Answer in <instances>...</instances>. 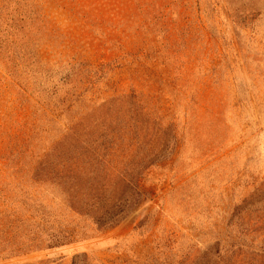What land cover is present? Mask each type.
Returning a JSON list of instances; mask_svg holds the SVG:
<instances>
[{"label": "rangeland", "instance_id": "rangeland-1", "mask_svg": "<svg viewBox=\"0 0 264 264\" xmlns=\"http://www.w3.org/2000/svg\"><path fill=\"white\" fill-rule=\"evenodd\" d=\"M0 264H264V0H0Z\"/></svg>", "mask_w": 264, "mask_h": 264}, {"label": "trees", "instance_id": "trees-1", "mask_svg": "<svg viewBox=\"0 0 264 264\" xmlns=\"http://www.w3.org/2000/svg\"><path fill=\"white\" fill-rule=\"evenodd\" d=\"M139 178H136L132 181V184H134V188H135V192L137 194V196H141V192L139 190ZM124 216H121L120 218H116V221H118L119 219L123 218Z\"/></svg>", "mask_w": 264, "mask_h": 264}]
</instances>
